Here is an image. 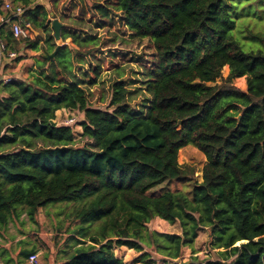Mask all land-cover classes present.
<instances>
[{
    "label": "trees",
    "instance_id": "trees-1",
    "mask_svg": "<svg viewBox=\"0 0 264 264\" xmlns=\"http://www.w3.org/2000/svg\"><path fill=\"white\" fill-rule=\"evenodd\" d=\"M261 1L13 0L30 24L17 37L1 22L12 11L0 0L2 57L40 53L26 79L0 83V236L22 215L37 223L40 209L67 204L78 246L61 264H127L114 252L122 246L140 253L134 262L175 260L204 228L211 255L199 264H264V33L237 25L242 15L263 19ZM67 2L82 24L118 17L132 37L152 41L145 87L116 79L106 108L90 103L103 71L98 39L62 21L56 39L52 19ZM86 56L98 59L88 70ZM244 77L246 90L234 84ZM61 109L83 112V141L56 122ZM187 145L206 156L202 180L179 162ZM176 182L183 187H160ZM156 217L181 231L150 229Z\"/></svg>",
    "mask_w": 264,
    "mask_h": 264
},
{
    "label": "rangeland",
    "instance_id": "rangeland-1",
    "mask_svg": "<svg viewBox=\"0 0 264 264\" xmlns=\"http://www.w3.org/2000/svg\"><path fill=\"white\" fill-rule=\"evenodd\" d=\"M38 1V0H36ZM53 0H39L38 2H45ZM90 1V0H89ZM13 5V0H4ZM261 9L264 10V0L261 1ZM50 8L52 4H49ZM49 8V9H50ZM59 14L56 19L60 22H64L75 29V27H81L86 30L87 34H92L98 39L97 58L100 60V64L103 68L101 81L92 86L89 89L90 103L96 107L106 108L111 98L110 86L116 79H125L126 84L132 90L138 87H145L144 85V68L142 64H150L152 57L155 55L154 46L151 40L148 38H134L131 36V31L126 27L118 17H114L107 20L105 27H93L91 24H82L77 20L80 16V7L73 9L72 4L68 2L66 5L60 3L58 6ZM66 14L65 16L62 14ZM53 16V14L51 15ZM55 19V18H53ZM249 23L251 28L264 33V16L260 19L256 15H242L237 25H241V22ZM71 46V43H70ZM55 52V51H54ZM15 57H8L9 60L2 61V67L4 74L12 76L13 78L26 79L28 77L29 68L35 63V58L39 57L40 53L33 50H25L23 53H17ZM25 54V58L16 61L18 56ZM53 54V52L51 53ZM97 58H90L86 56L84 65L81 67L84 70H88L91 64H97ZM75 60V57H74ZM229 73V67L226 66L223 70V75L227 76ZM134 82V83H133ZM234 84L242 90H246V78H235ZM144 93H140L134 102H138L145 97ZM71 116H75L77 121L83 119V112L70 111L68 109L58 111L56 122L63 124ZM76 134L78 142L83 141L80 136L82 127L72 125ZM179 162L181 164H188L196 170V176L198 180H202V169L206 163V156L198 148L193 145H187L180 150ZM182 188V184L179 182L167 185V183L160 187H169L175 189L176 187ZM73 205L67 204H49L45 207V210L39 216L40 225L37 224V228L40 232L39 236L42 238L43 243L46 246H55L58 251L60 259L68 257L69 253L78 246L72 239L73 231L76 229L78 222H74ZM56 217V218H55ZM59 224L62 225L61 230H57ZM149 227L152 230L160 232L176 233L180 232L179 225L171 224L168 221L156 217L150 223ZM210 241L211 236L207 228L202 229L199 232V236L195 241L194 248L187 246L184 251V255L181 258L175 260H165L157 257L156 261L152 264H199L201 260L208 259L210 257ZM48 250V248H47ZM115 255L118 258H123L127 264H147L145 262H134L135 258L140 255L136 250L128 248L127 246L115 247ZM40 257V255H39ZM154 258V256H153ZM40 262L41 257H40Z\"/></svg>",
    "mask_w": 264,
    "mask_h": 264
},
{
    "label": "crops",
    "instance_id": "crops-1",
    "mask_svg": "<svg viewBox=\"0 0 264 264\" xmlns=\"http://www.w3.org/2000/svg\"><path fill=\"white\" fill-rule=\"evenodd\" d=\"M45 4L50 7L49 1L45 2ZM4 59L0 54L1 79L10 78L11 80L9 82H11L15 78L11 75L4 74L2 67V61ZM5 60L7 61L9 59L7 58ZM0 83L6 84V82L3 83L1 81ZM44 210L45 208L40 209L38 215L40 216ZM39 216H37V223L31 221L28 216L22 215L20 220L9 224L8 231L3 232V236H0V264H28L27 260L23 259L24 256L21 253L26 248H34L36 253L40 255L42 264H61L60 255L58 256V251L55 246H46L39 236L40 232L36 226L37 224L40 225Z\"/></svg>",
    "mask_w": 264,
    "mask_h": 264
},
{
    "label": "built area",
    "instance_id": "built-area-1",
    "mask_svg": "<svg viewBox=\"0 0 264 264\" xmlns=\"http://www.w3.org/2000/svg\"><path fill=\"white\" fill-rule=\"evenodd\" d=\"M5 8L12 11V16L8 18H1L2 23H10L11 28L13 30V33L17 37H27L30 35V24L25 22L23 23V20L21 19L22 14L27 10L28 7L23 5H12L11 3L7 2L5 4ZM13 18H17L18 21L11 22ZM6 49V45L0 40V54L2 55L4 50ZM17 56L16 52L12 51L9 53V57H15ZM1 74V73H0ZM0 75V81L1 82H9L10 78H2ZM63 125H76L79 126L78 121L75 116H71L69 119H67L65 122H63ZM28 264H42L40 262V257L38 253L31 254L27 259Z\"/></svg>",
    "mask_w": 264,
    "mask_h": 264
},
{
    "label": "water",
    "instance_id": "water-1",
    "mask_svg": "<svg viewBox=\"0 0 264 264\" xmlns=\"http://www.w3.org/2000/svg\"><path fill=\"white\" fill-rule=\"evenodd\" d=\"M52 28L54 30L56 39L59 40L60 39V35H61V29H62V23L60 22L59 19H53V23H52ZM59 47L56 49V51L49 55L48 57H52L56 54V52L58 51Z\"/></svg>",
    "mask_w": 264,
    "mask_h": 264
}]
</instances>
